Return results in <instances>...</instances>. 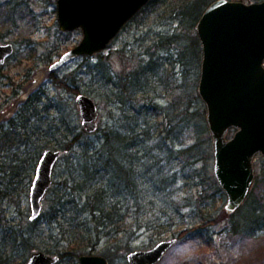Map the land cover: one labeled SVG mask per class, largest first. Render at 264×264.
Here are the masks:
<instances>
[{
    "label": "rangeland",
    "instance_id": "374dc122",
    "mask_svg": "<svg viewBox=\"0 0 264 264\" xmlns=\"http://www.w3.org/2000/svg\"><path fill=\"white\" fill-rule=\"evenodd\" d=\"M10 1L16 5L13 20L3 21L0 18V40L3 43L12 42L15 52L5 63H0V117L7 112L11 113L1 120V129L12 132L10 119L17 116V120H20V111L17 109L30 93L39 97L40 101L39 113L35 119L37 124L34 127L38 134H34L26 144L23 143L26 141L22 135H16L17 142L22 143L20 146L7 143L1 148L2 143L0 144V189H8L12 193L8 197L0 196V227L15 225L19 229L31 221L30 188L39 151L44 150L39 146L48 140L51 146L46 148L56 149L54 144L84 129L75 88L79 93L90 94L96 100L100 108L99 126L105 127L113 122V115L118 117V105L114 102L112 84L104 76L105 67L116 75H122L141 69V65L153 60L152 66L158 76L149 74V77L156 89L140 92L133 103L168 106L175 97H180V102H183L190 94L195 108L201 114L204 113L207 123V107L198 92L202 44L196 29L197 23H193L184 14V4L191 0L150 1L123 27L105 50L93 56L76 57L55 70L62 82H55L49 75V63L55 62L63 53L78 44L83 37L82 30L60 29L57 0ZM157 110L150 113L153 118L158 114ZM196 117L200 120L202 116ZM161 120L162 115H158V121ZM197 120L194 119V123ZM233 132L231 130L228 137ZM88 133L83 137H87ZM101 134L100 130L91 138H98ZM184 140L185 146L200 142L207 149L195 167L205 174L209 186L212 183L210 175L215 178L214 145L209 127L205 133H198V129L192 126L186 132ZM70 154L71 151L65 153L58 161L55 180L65 173V156ZM196 158L193 157L192 160ZM255 166L254 181L257 191L251 201L254 202V207H258L259 203L264 202V155L261 152L255 156ZM190 173L192 171L188 168L185 178L177 186L176 195L181 199L189 198L182 202L195 206H185L176 214L175 223L169 227L170 231L162 239L176 237L177 242L156 264H264V221L255 228L253 222L240 232L233 231L237 220L251 216L252 205L244 206L241 214L237 213L233 217L224 216L227 195L221 198L218 194L215 202L213 198L203 199L199 206L197 200L201 188L190 186ZM260 193L263 195H259ZM47 208L48 201L45 197L44 210ZM214 217H220V220L214 224L203 225ZM41 225L43 238L48 235L50 227L55 232L59 230L56 225ZM195 226L204 227L198 232L188 231ZM182 230H185L184 234L179 233ZM162 239L156 237L153 231L142 228L137 231L130 250L123 247L116 249L113 247L117 244L115 241L104 239L91 252L86 253L102 254L107 257L109 264H129L127 254L130 251L149 249ZM57 264H79V257L66 256Z\"/></svg>",
    "mask_w": 264,
    "mask_h": 264
},
{
    "label": "trees",
    "instance_id": "16d2710c",
    "mask_svg": "<svg viewBox=\"0 0 264 264\" xmlns=\"http://www.w3.org/2000/svg\"><path fill=\"white\" fill-rule=\"evenodd\" d=\"M212 1L186 2L184 14L197 23ZM15 8L10 0H0V18L12 21ZM153 63L150 60L148 64L141 65V69L122 75H116L105 67L104 76L112 84L118 117L113 115V122L105 127L99 126L92 134L83 129L54 144L56 149L65 153L71 151L65 156V173L58 180L54 178L46 196L48 208L40 218L28 221L19 229L15 225L0 227V264H25L34 250L58 254L61 260L66 256L76 258L91 252L104 239L115 241L117 244L113 247L116 249L123 247L130 250L137 231L142 228L153 231L156 237L162 239L175 223L176 214L185 206H195L182 202L189 198L181 199L176 195L177 186L185 178L188 168L192 171L188 181L190 186L201 188L197 200L199 206L203 199L213 198L215 202L218 194L221 198L226 195L213 175H210L212 183L209 187L205 174L195 167L207 149L200 142L185 146L184 136L192 126L198 129V133L208 130L204 113L195 108L190 94L183 102H180V97H175L168 106L133 103L140 92L156 89L149 77V74L158 76ZM49 75L55 82H62L55 70ZM75 92L79 93V90L75 88ZM39 101L33 93L22 101L20 109H17L20 120L17 116L10 119L12 132L1 129L3 122L0 123L1 148L7 143L20 146L22 143L17 142L16 135H22L26 144L34 134H38L34 127ZM155 109H158V114L153 118L150 113ZM158 115H162L160 122ZM196 116H202V119L197 120ZM194 119L198 124L194 123ZM100 130L102 134L98 138H91ZM87 133L89 137H83ZM50 144L46 140L39 147L45 150ZM41 154L42 151H39V157ZM193 157L197 158L192 160ZM256 186L254 181L245 203L238 210L231 214L224 211L225 217H233L241 214L244 206L252 205L251 216L237 220L234 232L244 230L253 222L255 228L264 221V202L254 207L251 201L257 191ZM11 194L8 189H0L2 197ZM219 220L220 217H214L203 225ZM41 223L56 225L59 230L55 232L50 227L48 235L43 238ZM203 227L195 226L188 231L198 232ZM179 233L184 234L185 230Z\"/></svg>",
    "mask_w": 264,
    "mask_h": 264
},
{
    "label": "water",
    "instance_id": "95a60500",
    "mask_svg": "<svg viewBox=\"0 0 264 264\" xmlns=\"http://www.w3.org/2000/svg\"><path fill=\"white\" fill-rule=\"evenodd\" d=\"M152 0H57L62 31L81 29L83 37L53 62L50 70L79 56L105 50L123 27ZM203 57L198 92L207 107V123L214 145V173L227 195L231 214L247 199L256 177L255 156L264 155V0H214L196 24ZM15 52L12 42L0 40V63ZM82 125L99 127L100 108L87 93H78ZM11 112L0 117L1 120ZM234 129L231 137H228ZM65 151L46 148L40 155L30 188V216L41 217L55 167ZM177 242L162 239L149 249L132 250L129 264H156ZM61 258L44 250L32 251L25 264H57ZM79 264H109L102 254L83 253Z\"/></svg>",
    "mask_w": 264,
    "mask_h": 264
}]
</instances>
